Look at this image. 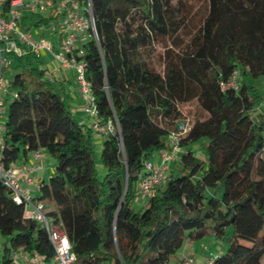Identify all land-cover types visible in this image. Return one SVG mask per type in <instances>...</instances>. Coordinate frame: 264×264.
I'll use <instances>...</instances> for the list:
<instances>
[{"label": "trees", "instance_id": "1", "mask_svg": "<svg viewBox=\"0 0 264 264\" xmlns=\"http://www.w3.org/2000/svg\"><path fill=\"white\" fill-rule=\"evenodd\" d=\"M174 1L80 0L99 39L76 55L87 64L99 122L116 126L101 135L99 156L96 132L76 119L64 85L34 53H11L16 96L1 160L11 167L39 149L55 158L36 198L68 236L75 264H171L186 243L229 228L213 264H263L264 115L251 117L262 96L248 78L264 77V0ZM154 45L165 49L163 72L150 66ZM235 71L240 88H223ZM186 117L179 165L135 210L146 162L169 147V133ZM200 140L202 156L193 149ZM25 212L0 180L1 264L17 254L53 260L48 233Z\"/></svg>", "mask_w": 264, "mask_h": 264}, {"label": "built area", "instance_id": "2", "mask_svg": "<svg viewBox=\"0 0 264 264\" xmlns=\"http://www.w3.org/2000/svg\"><path fill=\"white\" fill-rule=\"evenodd\" d=\"M49 17H51L49 23L39 25L43 26V30L32 24V21ZM33 29L39 31L38 37L35 36ZM46 29L58 37L59 48L43 34ZM91 38L97 41L99 39L95 19L91 7L83 6L80 0H0V119L6 96L10 95V99L16 96L10 90V80L4 75V69L12 65L11 53L23 55L31 52L38 58L44 53H50L58 63L57 69L75 70L79 92L85 101L84 111L95 118L91 127L96 134L108 135L115 132L116 126L112 121L107 124L99 122L92 86L85 77L87 64L83 60H78L76 55L84 54V45ZM55 72L56 69H49V78ZM240 85L238 71H235L227 81L221 82L223 88L235 90L239 89ZM189 128L190 118L186 117L169 133L167 139L169 147L159 152V160L146 162L139 187L147 199L157 188L165 184L171 166L178 162L181 154L185 152L180 142ZM4 131V123L0 121V180L11 191L14 201L24 204L26 216L35 219L45 228L54 246L53 261L56 264H75L76 255L68 236L47 214L45 202L34 196V192L40 189V181L34 172L42 168L43 151L39 149L32 152L30 161L5 167L1 160ZM18 256L24 257L23 254H17L16 257ZM34 257L40 259L37 264H50L37 254ZM214 258L211 253L206 258L207 263L213 264ZM181 259V264H196L195 255L182 253Z\"/></svg>", "mask_w": 264, "mask_h": 264}, {"label": "rangeland", "instance_id": "3", "mask_svg": "<svg viewBox=\"0 0 264 264\" xmlns=\"http://www.w3.org/2000/svg\"><path fill=\"white\" fill-rule=\"evenodd\" d=\"M176 2V0L174 1ZM28 23V22H27ZM39 29L43 30V26H38ZM48 28V27H47ZM33 32L35 34L36 37L39 36V31L37 29H33ZM41 33V32H40ZM46 37L50 38L55 45H57V48H59V44H58V37L51 32L50 30L46 29L43 33ZM164 51L165 49L163 48V46L161 45H154L151 49H150V57L148 58L150 66L155 69L156 71L159 72H163L164 70ZM44 55V54H43ZM44 57L42 56V59ZM41 58L36 59L35 64L38 66H45L43 65V60ZM16 70L14 68V65L12 64L10 67L5 68L4 69V75L7 79H11L12 76L15 74ZM72 79H73V84H77V78H76V74L72 75ZM248 82L252 85H255L256 88L258 89L260 95L262 96V103L260 104V106H258L255 110H253L251 112V117L256 121V122H261L263 115H264V77H261L259 79H252V78H248ZM77 89H79V83L77 85ZM9 99V98H8ZM7 99V100H8ZM70 102H68L69 105ZM8 106H9V101L6 102V104L3 107V111H2V117H6L7 113H8ZM185 115H188L189 112L188 111H184ZM76 119L79 122H84L86 123L87 126H92L93 122L95 121L92 116H90L89 114L85 113H74ZM2 117L0 119L1 122L2 121ZM203 142L200 140L199 142H197L196 144L193 145V149L195 150V154L197 155H203L204 154V149H203ZM102 144H97L96 147V152L97 155L99 156L101 153V147ZM43 159L46 158V163L45 166L46 167H51L48 163H50V161L52 162V165H55V158L48 153L46 150L43 152ZM179 165V163H175L171 166V169H175V167ZM43 168V167H42ZM41 168V169H42ZM54 168H49V170L47 169V171H45L46 173V177H50L54 171ZM170 169V170H171ZM40 171V170H39ZM163 186V185H161ZM34 192V196H35ZM36 197V196H35ZM145 201V203H144ZM146 202H147V198L143 195H140L137 197V199L135 200L133 207L135 210H143L146 206ZM144 206V207H143ZM47 211V209H46ZM231 233V228H229L228 233L222 237L217 236L212 230L209 231L208 234H206L203 238L195 240L193 242H191V247L192 250H194L193 252L191 251H185V253L187 254H192L195 255L196 258V264H197V260H202V264H208L207 263V256H209L211 253L212 255H216L218 252H220V250L225 251L226 248L228 247V237L229 234ZM6 242V238H4L1 234H0V261L2 259L3 253H4V246L3 244ZM241 243L246 245V246H252L251 242H248L246 240H241ZM183 250V247H182ZM178 253H182L180 251H178ZM177 253V254H178ZM177 254L172 258L171 264H181V256L179 258V260H176ZM27 257H15L12 264H24V261H26ZM177 261V262H176ZM263 264H264V258H263Z\"/></svg>", "mask_w": 264, "mask_h": 264}, {"label": "crops", "instance_id": "4", "mask_svg": "<svg viewBox=\"0 0 264 264\" xmlns=\"http://www.w3.org/2000/svg\"><path fill=\"white\" fill-rule=\"evenodd\" d=\"M43 59L41 57V59L43 60V65H45L44 67L47 68L48 70V74H49V69H56L55 74L50 78L52 81L54 82H60L64 85L66 92L69 95V107L72 110L73 113H85L84 111V105H85V101L84 99L81 97V94L79 92V89H77V85L78 83L75 85L73 84V79H72V75H75L76 72L74 69H57L58 68V63L54 60V57L52 54L50 53H44L43 55ZM43 67V66H42ZM10 80V79H9ZM9 98V99H8ZM8 99V100H7ZM10 101V95L6 96V101ZM7 117V116H6ZM6 117H2V121L3 123L6 120ZM83 124H86L84 122H81ZM96 143L97 144H102L103 143V137L101 135H97L96 134ZM45 150H43L44 152ZM32 159V153L29 154V160H27L24 156L21 157L20 162L18 163L21 164L23 162L26 161H30ZM155 160L158 161L159 160V153L156 155ZM46 163V158L42 160V169H40V171H36L34 172L35 177H37L38 180H47L48 177H46V173L45 171H47V169L49 170V168H53L55 167V165H52V162L50 161V163H48L51 167H46L45 166ZM55 171V168H54ZM53 171V172H54ZM52 172V173H53ZM35 196L38 197L39 196V191H35ZM145 203V201H144ZM52 207V205L47 204V208ZM144 207V206H143ZM1 245V244H0ZM185 251H191L193 252L194 250H192L191 247V242L186 243L183 246V250L180 249V252L185 253ZM182 253H178L176 260H179L180 256ZM39 258H35L34 256H28L26 258V261H24V264H37L39 262ZM177 262V261H176ZM202 260H197V264H202ZM50 264H56L53 260L49 262ZM1 264V261H0ZM178 264V263H177Z\"/></svg>", "mask_w": 264, "mask_h": 264}]
</instances>
